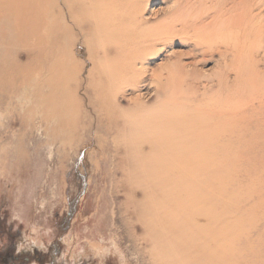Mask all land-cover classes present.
I'll list each match as a JSON object with an SVG mask.
<instances>
[{
  "label": "rangeland",
  "instance_id": "obj_1",
  "mask_svg": "<svg viewBox=\"0 0 264 264\" xmlns=\"http://www.w3.org/2000/svg\"><path fill=\"white\" fill-rule=\"evenodd\" d=\"M115 1L0 4V264H264V0Z\"/></svg>",
  "mask_w": 264,
  "mask_h": 264
},
{
  "label": "bare ground",
  "instance_id": "obj_2",
  "mask_svg": "<svg viewBox=\"0 0 264 264\" xmlns=\"http://www.w3.org/2000/svg\"><path fill=\"white\" fill-rule=\"evenodd\" d=\"M10 1H12V0H5V2L7 3V2H9L10 3ZM4 2V0H0V4H2ZM65 2H66V4L67 5H69V6H71V3H70V0H65ZM115 3H116V1L115 0H97V2H96V7L100 10V14H101V16H102V19H103V17L105 18V17H108V16H112L117 22L120 20L119 18H117L118 16L116 15V10L114 9V8H116L115 7ZM114 9V10H113ZM115 11V12H114ZM2 13H4V16H7V14H6V12L5 11H2ZM71 13V14H70ZM75 13V14H74ZM73 13V11L72 12H69V16H72L74 19L76 18V19H78V16H77V13L76 12H74ZM9 14V13H8ZM106 20H103V21H100L101 22V24H103V27H105L106 29H113V22H115V20L114 21H110V20H107V18H105ZM16 23H18V22H16ZM119 23V22H118ZM19 24V23H18ZM114 34H115V32H113ZM119 34L121 35V36H125V40H130L129 38H128V34L127 33H125V32H122V31H119V33H118V36H119ZM117 35V34H116ZM4 38V37H3ZM120 40V39H119ZM119 40H117L116 41V39H112V41H110L111 43H113V44H115V43H118V41ZM0 57H1V55H0ZM184 66V65H183ZM131 70V72H129L128 70ZM132 74V69H131V67H129V66H127V68H122L121 70L119 69L118 71H116V73H114L113 75H112V77H110L111 79V81L113 82L114 81V84L115 85H117L116 83H117V81L120 83V84H122V82H124V81H126V78H129L130 77V75ZM175 114H177L178 115V113H175ZM179 116H181V115H179ZM183 116V115H182ZM182 116H181V118H182ZM168 117V115H166V116H163V118H167ZM173 121H174V118H176L175 120H176V122L174 121V123H175V126H174V131L172 132V134H165L166 136L165 137H163L162 139H154L155 140V142H154V145H158V146H160V147H162V148H168L169 149V147H171V149H173V148H176V151L178 150V151H181L182 153L180 154V157H179V159H181V162L180 163H178V166L179 167H181V165H183V167H185L186 166V163H184V160L186 159L185 157H184V155H183V153H184V150H183V143H184V132H183V128L182 127H185L186 128V123H183L184 125H182V122L184 121V122H186L185 120H182V122L181 121H179L180 119V117H175L174 116V113H173ZM169 118V117H168ZM177 119H178V122H177ZM170 120H171V116H170ZM173 123V124H174ZM226 123V122H225ZM172 124V125H173ZM228 124H229V122H228ZM227 124V125H228ZM218 125V124H217ZM195 126V125H194ZM223 125H222V123H221V126L220 127H222ZM226 126V125H225ZM229 126H230V124H229ZM228 126V127H229ZM200 127V126H199ZM212 127V126H211ZM219 127V128H220ZM184 128V129H185ZM188 128V127H187ZM191 128V127H190ZM208 128V127H207ZM207 128H205L206 130H207ZM212 128H214V126L212 127ZM212 128H209L210 130H212ZM218 128V129H219ZM232 129V127H229V130H231ZM189 130V128L187 129V131ZM191 130V129H190ZM202 130V129H201ZM201 130L199 131V132H201ZM209 130V131H210ZM227 130V129H226ZM228 130V131H229ZM166 131H168V130H166ZM169 131H171V130H169ZM219 131V130H218ZM218 131H217V133H218ZM227 131V132H228ZM264 131V130H263ZM186 132V131H185ZM197 132V131H196ZM195 132V133H196ZM224 132H225V130H224ZM232 132V131H231ZM188 133V132H187ZM186 133V134H187ZM208 133V132H207ZM214 133V132H213ZM198 134V133H197ZM197 134H195V135H197ZM202 134V133H201ZM216 134V133H215ZM221 134H223V133H221ZM225 134V133H224ZM227 134V133H226ZM218 135V137H219V133L217 134ZM217 135H215V136H217ZM230 135H232V134H230ZM205 136V135H204ZM224 136V135H223ZM229 136V135H228ZM228 136H226L227 138H231V136L230 137H228ZM207 137V136H206ZM220 137H222V136H220ZM226 137H223V138H226ZM211 138V137H210ZM212 138H213V136H212ZM223 138H221V140L223 139ZM186 139V138H185ZM188 139H189V137H188ZM215 139H217V138H215ZM210 140V139H209ZM212 141H214V140H212ZM226 141H228V140H225V142ZM215 142H216V140H215ZM214 142V143H215ZM218 142V141H217ZM223 142H224V140H223ZM229 142V141H228ZM228 142H227V144H228ZM195 143H196V141H195ZM209 143V142H208ZM213 143V142H212ZM205 144V143H204ZM211 144V143H210ZM219 145H221L220 143H218ZM223 144V143H222ZM216 145L217 144H215V146L214 147H216ZM218 145V146H219ZM225 145V144H224ZM229 145V144H228ZM227 145V146H228ZM157 146V147H158ZM221 147H223V148H225V146H220L219 147V150L221 149ZM218 148V147H217ZM229 148V147H228ZM228 148H226V149H228ZM203 149V148H202ZM215 150H217V152H218V149H215ZM224 150V149H223ZM213 151V150H212ZM221 152H222V150L220 151V156H222V154H221ZM156 154V153H155ZM218 154V153H217ZM182 155V156H181ZM199 155V154H198ZM219 155V154H218ZM218 155H216V156H218ZM225 154H223V156H224ZM156 156H157V154H156ZM208 156V155H207ZM214 156V155H213ZM213 156H212V158H213ZM194 157V156H193ZM185 158V159H184ZM195 158H198L197 157V155L195 156ZM210 158V157H209ZM217 158V157H216ZM193 159V158H192ZM206 159V158H205ZM208 159V158H207ZM226 159V158H225ZM224 158L223 159H221V161L222 160H225ZM189 160V159H188ZM198 160V159H197ZM217 160V159H216ZM219 160H220V157H219ZM194 161V160H193ZM197 162V161H196ZM203 162H204V160H203ZM208 162H209V160H208ZM217 162V161H216ZM222 162H224V161H222ZM202 162H200V164H201ZM209 163H211V162H209ZM213 163V162H212ZM188 164V163H187ZM198 164V163H197ZM204 164H206V163H204ZM203 163H202V165H204ZM216 164V163H215ZM222 165L224 164V163H221ZM194 165V164H193ZM207 165V164H206ZM222 165H221V167H222ZM188 166H190V165H188ZM191 166H192V164H191ZM190 166V167H191ZM194 166H196V165H194ZM213 166V165H212ZM161 168L163 167V165H161L160 166ZM159 167V168H160ZM187 167V166H186ZM193 167V166H192ZM197 167V166H196ZM202 167V166H201ZM200 167V168H201ZM215 167V166H214ZM213 167V168H214ZM218 167H219V164H218ZM217 167V168H218ZM220 167V168H221ZM158 169V171L159 170H161V172L160 173H162V172H165V170L163 169V171H162V169ZM163 168H165V167H163ZM194 168V167H193ZM198 168H199V164H198ZM203 168V167H202ZM201 168V169H202ZM209 168H210V166H209ZM201 169H199V170H201ZM212 169V168H211ZM215 169V168H214ZM181 170V169H180ZM206 170V169H205ZM213 170V169H212ZM196 171V170H195ZM197 177V176H196ZM185 182V181H184ZM183 182V183H184ZM225 183H226V181H225ZM200 187V186H199ZM199 187H197L198 189H199ZM190 188H192V187H190ZM197 188H195V189H197ZM202 188L205 190H202ZM200 187V189L204 192V195H206L205 193L207 192V195H206V198L209 200V202L211 203V195L209 194V193H211V192H208V190L206 191V189H205V187ZM223 189V188H222ZM256 189V188H255ZM165 190V189H164ZM192 190V189H191ZM190 190V191H191ZM194 190V189H193ZM200 190V191H201ZM185 190H183L182 192H184ZM189 191V190H188ZM196 191V190H195ZM195 191H192V192H194L195 193ZM199 191V190H198ZM217 191V190H216ZM191 192V193H192ZM225 192V191H224ZM191 193H188V194H190L191 195ZM218 193V192H217ZM199 194V193H198ZM197 194V195H198ZM202 194L203 193H201L200 194V197H202ZM219 194V193H218ZM203 195V196H204ZM208 195H210V197L208 196ZM220 195V194H219ZM199 197V199H201L200 200V202L202 201V198H200ZM221 197V196H220ZM198 199V200H199ZM205 199V196L203 197V200ZM207 199H206V201H207ZM206 201L204 200V203L203 204H199L201 207H203L202 205H204V204H206ZM152 202V201H151ZM198 202V201H197ZM196 201L194 202V204L195 203H197ZM199 202V203H200ZM153 203V202H152ZM158 203V202H157ZM188 203V202H187ZM185 204V203H182V207H184L185 205H186V208L188 207L189 209H190V207L192 206V205H194L192 202H189V203H191V206L189 207L188 205L189 204ZM165 204V203H164ZM163 204V205H164ZM215 204H217L218 205V203H215ZM214 204V205H215ZM150 205H152V204H150ZM157 205V204H156ZM163 205H161V206H163ZM184 205V206H183ZM196 205V204H195ZM199 205H197V206H199ZM209 205H211V204H209ZM158 206H160V205H157V206H155L156 207V209L158 208ZM160 206V208H158V209H164V207H161ZM164 206H168V205H164ZM208 205H206V207H207ZM152 207L154 208V206L152 205ZM151 207V208H152ZM175 207V206H174ZM174 207H172V208H174ZM180 209H179V208ZM178 207L176 208V210L178 209V211L180 210V212H184L183 210H181V205L179 204L178 205ZM205 207V206H204ZM205 207V208H206ZM165 208H167V207H165ZM169 208V207H168ZM167 208V209H168ZM175 208H174V210H175ZM194 208H196L195 206H194ZM193 208V209H194ZM200 207H198V208H196L197 209V211H198V209H199ZM156 209H154L155 211H156ZM182 209H184V208H182ZM196 209H194V210H196ZM170 210V209H169ZM187 210V209H186ZM170 211H172V210H170ZM205 211V210H204ZM177 212V211H176ZM188 212V211H187ZM194 211H192L191 210V212H189V213H193ZM201 212H202V209L200 208V214H201ZM207 214L209 215V214H211L210 212H208V209H207ZM226 212V211H225ZM154 213V212H153ZM198 213L199 212H194V214L193 215H195V214H197L196 216V218H198V217H200V216H198ZM205 213V212H204ZM203 213V214H204ZM183 214V213H182ZM208 218H210L209 216H208ZM199 219V218H198ZM201 220H203V219H201ZM201 220H197V222H201ZM194 223H195V221H194ZM204 223V222H203ZM158 224L159 225H155L156 227H158L159 229H161V230H165V228H166V226H167V223H166V221L164 220L163 222H158ZM184 224V223H183ZM201 224V223H200ZM206 224V223H205ZM211 224V223H210ZM181 225V224H180ZM191 225V224H190ZM193 225V224H192ZM191 225V227H193ZM228 225V224H227ZM179 226V225H178ZM186 228H187V226L186 225H184ZM231 226V225H230ZM210 227H211V225H210ZM233 227V226H232ZM181 228H184L183 226L181 227L180 226V229ZM179 228H178V230H180ZM188 229H190V227H188ZM185 230V229H184ZM183 231V230H182ZM206 235V234H205ZM165 237V236H164ZM231 237V236H230ZM171 239H172V237L170 238V237H168V239L167 240H169L170 242H171ZM194 240H196V239H194ZM207 240V239H206ZM220 240V239H219ZM168 241V242H169ZM208 241H210V239L208 240ZM213 241H215V240H213ZM169 242V243H170ZM220 242V241H219ZM211 247H212V245H211ZM225 249V248H224ZM212 250V249H211ZM185 253H187V252H185ZM185 253H183V254H179V253H177L176 254V256H175V259L177 260V262L178 263H180V264H192V261H189V260H192V254L191 255H189V254H187V255H185V257H184V254ZM206 253V252H205ZM204 253V254H205ZM213 253V252H212ZM214 253H216L215 251H214ZM221 253V252H220ZM227 253V252H226ZM210 254V253H209ZM174 256V255H173ZM186 256H188V257H186ZM168 258H172V255L171 256H169ZM209 258V257H208ZM214 258H215V256H214ZM222 258V257H221ZM216 261V260H215ZM231 262V261H230ZM214 263V262H213Z\"/></svg>",
  "mask_w": 264,
  "mask_h": 264
},
{
  "label": "flooded vegetation",
  "instance_id": "obj_3",
  "mask_svg": "<svg viewBox=\"0 0 264 264\" xmlns=\"http://www.w3.org/2000/svg\"><path fill=\"white\" fill-rule=\"evenodd\" d=\"M19 259V257L18 256H13V260L11 261V263L12 264H15L16 262H20V264L22 263V264H26L27 263V261H28V258L25 256V257H22V260H19V261H17Z\"/></svg>",
  "mask_w": 264,
  "mask_h": 264
}]
</instances>
